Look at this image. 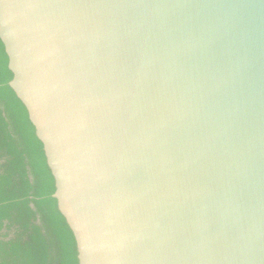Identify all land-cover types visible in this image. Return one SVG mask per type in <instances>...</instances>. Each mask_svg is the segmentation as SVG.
I'll return each mask as SVG.
<instances>
[{"label":"water","instance_id":"95a60500","mask_svg":"<svg viewBox=\"0 0 264 264\" xmlns=\"http://www.w3.org/2000/svg\"><path fill=\"white\" fill-rule=\"evenodd\" d=\"M0 44L76 264H264V0H0Z\"/></svg>","mask_w":264,"mask_h":264},{"label":"trees","instance_id":"16d2710c","mask_svg":"<svg viewBox=\"0 0 264 264\" xmlns=\"http://www.w3.org/2000/svg\"><path fill=\"white\" fill-rule=\"evenodd\" d=\"M10 77L0 44V264H76L41 145Z\"/></svg>","mask_w":264,"mask_h":264}]
</instances>
